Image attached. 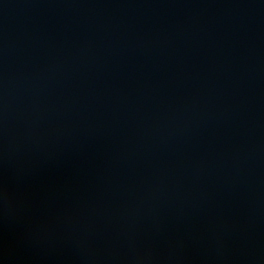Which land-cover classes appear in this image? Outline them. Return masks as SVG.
<instances>
[{"label": "water", "instance_id": "95a60500", "mask_svg": "<svg viewBox=\"0 0 264 264\" xmlns=\"http://www.w3.org/2000/svg\"><path fill=\"white\" fill-rule=\"evenodd\" d=\"M0 264H264V0H0Z\"/></svg>", "mask_w": 264, "mask_h": 264}]
</instances>
